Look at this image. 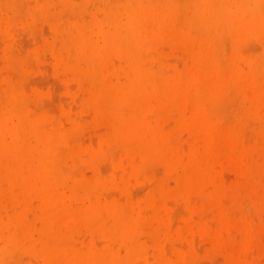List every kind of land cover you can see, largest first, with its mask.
I'll use <instances>...</instances> for the list:
<instances>
[{
	"label": "bare ground",
	"instance_id": "6f19581e",
	"mask_svg": "<svg viewBox=\"0 0 264 264\" xmlns=\"http://www.w3.org/2000/svg\"><path fill=\"white\" fill-rule=\"evenodd\" d=\"M94 1L93 4L92 0L89 3L94 5L96 2L97 4L98 0ZM100 1L97 5L100 4ZM112 1L110 0L109 4H107L108 0L107 2L101 1L105 4L96 6V11L99 13L96 14L94 10L91 17L88 16V18L90 17L88 20L84 18L85 10L82 18L80 12L83 11V8L79 3L80 6L75 11L76 18L73 17L74 15L72 16L75 20L61 28L58 26L60 22L58 25H54L56 37H60L62 53L66 51L68 54H73L74 61H68V67L73 69L78 81H82V78L87 80L85 94L88 105L95 110L97 115L101 110H106L109 113L106 120L108 132L104 133L105 135L102 133L103 137H101L102 134L99 136L100 139L98 138L96 141H99L97 146L93 143L95 146L90 147L89 145V148L71 147L62 122L50 121L49 123L45 116L30 111L27 108L29 103L27 106L22 104V100L30 95L14 79L15 75L12 73L13 71H10L11 69L9 72L14 75V78L9 77V73L8 77L0 78V264H138L139 260H150L149 255L145 256L144 252L146 251L138 249L141 244L137 243V239L140 238H136V233L138 227H141L139 222L144 220L145 213H148L147 216L150 217L151 210L148 206L152 199L136 204L132 201L131 193L125 186L128 176L130 175L131 178V175L140 169V162L137 164L135 163L137 159H132L133 161L128 163V168L123 163H117L124 170L121 169V175L118 174L121 172L114 171L118 178L113 176L114 173H106L112 175V179L104 178L101 175L102 171H100L101 173L97 171L93 177L90 175V178L79 177V171L84 167L80 162L78 163L81 165H75L77 168H71L73 172L79 169L77 171L79 176H76V173H72L69 166L67 167L63 162L85 159L91 163L94 157L97 156L100 159L101 156H105L100 160L103 161L111 152L109 151L111 144L118 143L122 146L131 144L144 159L157 157L167 161L171 168L177 166L183 159L178 162L174 157L175 152L172 149L174 148L172 144L175 142L172 141L171 134L161 129L164 123L161 122L162 125L159 126L151 120L153 114L150 113V109L153 106L159 109L167 107L169 110L174 108L170 111H176L179 107L178 111L181 107L183 111H185L184 108H190L188 115L179 114L177 116L176 125L193 130L200 128L203 131L210 110L203 101L212 100L217 89L223 87L222 84L241 74H246V76L250 74L253 81L257 77L264 79V60L247 57L248 55L243 57V54L235 52L229 56L226 64H223L225 63L224 59L220 60L221 57H217V52L221 53L224 48L222 47V39H224L222 37L226 32L231 35L233 41L231 42L237 49L241 43L243 46V41L245 42L247 38L259 37L264 42V6L261 9L264 0ZM35 2L36 6L30 9L25 4L29 3L26 0H0V19L4 36L9 37L12 26L24 24L28 18L34 20L41 16L49 18L50 20H47L51 21L50 13L45 11L50 5V0H36ZM64 2L65 6L70 7L77 3L75 0H64ZM89 3L87 6L91 5ZM261 3V8L255 7ZM28 27L31 30V24ZM22 33L25 35L24 32ZM161 40L162 42L163 40L171 42L173 45L189 43L187 48L190 45L192 53L189 60H191V64L185 62L187 65L179 71H176V68L175 71L174 69L170 70V67L168 69L163 65H159L157 68L155 64L153 66L154 62L151 63L150 60H154H149L148 52L155 50L157 47L150 50L152 45L159 44ZM170 46L172 47V44ZM181 49L186 50V47ZM13 51L14 49L6 46L3 51L6 56L4 60L8 58L11 66L15 64L23 66L24 61L18 56L15 57L17 53L14 54ZM53 51L57 50L53 49ZM222 53L228 54V52ZM111 56L117 57L123 65L115 67L117 64L113 62L115 66L113 65ZM245 66L247 71L243 68ZM1 72L3 73V71ZM113 75H117V78L122 76L123 79L114 80L116 77H112ZM72 78L74 79L73 76ZM202 95H205L206 98L202 99ZM85 107L89 109L86 105ZM154 108L153 113L155 112ZM91 112L92 115L94 111ZM175 113L177 115V111ZM149 114H152V118L149 117ZM99 115L101 116V113ZM208 117L210 118V116ZM158 118L157 120H159ZM214 129L216 130V128ZM134 148L127 149L128 151L126 150L125 153L130 151L129 154H133ZM139 154L133 156H139ZM198 156L192 155L193 162L191 165H187L189 174L183 177V182L190 183L199 180L195 183L200 184L201 178L205 177L202 162ZM97 157L95 161L99 162ZM234 157L236 158V156ZM118 169L120 170V168ZM101 170L104 171L105 168ZM108 183L123 188L127 193L125 202H121L119 197H117L118 199L113 197V194L110 196L108 192H105L108 194L103 193L106 191L104 188ZM31 194L38 198L40 208L42 207L39 217L43 225L40 222L42 226L39 232H35V226L28 219L30 216L28 205L31 204L27 205V198ZM34 201L37 202V200ZM146 208L148 212H146ZM35 210H38L37 207ZM67 218L84 223L92 236L102 234L101 236L105 238H103V242L108 241V244L100 247L96 238L97 243L90 239V241L87 240L89 242H85V245H80L81 247L77 246L75 239L68 245H63V242L67 240L63 239L62 227L66 224ZM68 222H72V220ZM153 225L156 226V222ZM143 226L142 230L145 229ZM159 228L162 229V225ZM150 229L153 232L154 229ZM68 230L66 231L68 232ZM159 232L162 233V231ZM117 238L122 240L126 249L123 247L122 249L120 247L122 245H117L121 243L117 242ZM100 239L102 240V237ZM115 239H117L115 244L113 242L112 244L117 248L111 244V241ZM163 248L156 249L155 264H172L171 260H167L164 256ZM23 251L34 257L35 261L31 259L30 262H23L22 259L25 257H20ZM146 253L148 254V252ZM29 254L26 258L28 256L31 258ZM12 256H15L14 259L8 260ZM154 256L153 258H155ZM145 261L142 263H148ZM151 263L153 264V262Z\"/></svg>",
	"mask_w": 264,
	"mask_h": 264
},
{
	"label": "rangeland",
	"instance_id": "374dc122",
	"mask_svg": "<svg viewBox=\"0 0 264 264\" xmlns=\"http://www.w3.org/2000/svg\"><path fill=\"white\" fill-rule=\"evenodd\" d=\"M35 1L36 0H26V2L29 3L25 4L28 8L32 9L36 6ZM75 1L77 3L73 7H70L65 6L64 0H50V7L48 6L45 11L50 13L52 18L51 21L47 20L49 18L41 16L34 20L28 18L26 23L12 26L9 37L3 35L4 32L2 31L0 19V70L3 71V73L0 71V78L8 77V73L9 77L15 75V78H13L18 81L30 95L22 100L23 105L27 106L29 103V107L27 108L30 111L45 116L49 123L50 121L62 122L65 126L68 142L71 147L78 146L81 148H89V145L92 147L99 143V141H96L98 138L100 139L99 136L102 133L106 134L108 132L106 120L109 113L106 110H101L98 111L97 115L95 110L88 105L85 94L88 85L87 80L82 78L83 82L78 81L73 69L68 67L67 62L71 60L74 61L73 54H68L66 51L62 53L60 49V37H56L54 25H58L60 22L58 26L61 28L68 25L70 21L75 20L77 16L75 15V11H77L80 4H82L81 7L83 8L80 14L83 18L85 10L86 14L84 18L88 20L92 12H94V10L96 11L99 5L103 6L107 0H105V2H101L103 0H98L100 1L99 5H97L98 1L96 4L95 0V6L92 5L93 0L91 2L92 4L89 3L91 0ZM57 3H59L58 6ZM88 3L91 5L87 6ZM109 3H111L110 0H108L107 4ZM262 3L258 4L260 6L255 5V7L261 8L262 5L261 9H263L264 2ZM98 13L96 11V14ZM100 15H102V13H100ZM70 16L75 18L72 17V19ZM88 16L90 17L88 18ZM30 24L32 26L31 30L30 27H28ZM20 30L22 31L20 32ZM25 30H28V32H25ZM22 32H24L25 35H23ZM230 36L231 35L227 32L223 34L222 38L224 39H222V42L224 45L222 43V47L224 48H222L221 53L217 52V57H221L220 60L224 59L223 61L225 63L223 64H226L229 56L235 52L241 55L243 54V57L248 55L247 57H255L262 61L264 60V42L261 38H247L245 42L243 41V46L241 43L237 49V47L233 46L232 37ZM20 39L22 40L20 41ZM54 43L57 44L55 45ZM170 44H172V47ZM185 44L178 43L174 44V46L171 42H167L166 40L162 42L161 40L159 44L152 45L150 50H152L153 47H157L155 50L150 51L148 49V51H150L148 52V58L149 60H154H150V62H154L153 66L155 64L156 68L159 65H163L168 69L170 67V70L174 69L175 71V68L176 71H179V69L183 70L187 64H191V60L189 59L192 53L189 47L190 45L187 48L189 43ZM6 46L14 49V54H19H16L15 57L18 56L24 61L23 66H17L16 64L11 66L9 65L8 58L4 60L6 56L3 51ZM183 47H186V50H182L181 48ZM53 49L57 51L54 52ZM159 49L162 51L160 52ZM182 51L185 55L182 54ZM222 52H228V54L225 53V55ZM179 55L182 60L184 59V62L180 59ZM111 57H113L111 58L112 63L114 62L117 64L115 66L113 63L115 67L123 65L117 57ZM25 62L27 63L25 64ZM185 62H187V64ZM241 65L243 66V64ZM243 68L247 71L246 66ZM9 69H11V72L13 71L12 73L14 75L9 72ZM72 73L74 75H71ZM245 76L246 74H241L240 76L230 78L225 84H222V88L217 89V93L212 100H208V102L207 100L203 101L210 109L207 114L210 118L207 116L205 120V129L203 131H201L200 128L198 130H193L192 128L178 127L176 125L177 123L175 120L179 114H189L188 110L190 111V108L188 107V109L184 108L187 113L183 111L182 107V110L180 109L179 111L178 109L180 107L177 109L175 108L177 115L175 113L176 111H170L174 108H170L169 110L167 107L159 109L153 106L152 109H150V113L153 114H151L153 118L149 114V117L152 118L151 120L155 121L159 126L162 125L161 122L164 123L161 129L171 134L172 141L175 142V144L173 143L174 146L172 144V147H174L172 149L175 152L174 157L178 162L183 159L180 162L181 164L179 163L177 166L171 168L167 161L157 157L144 159L137 153L131 144L122 146L118 143L111 144L109 151L115 152H112V155H110L111 152H108L110 156L107 155L108 157L103 160L104 162L100 160L105 156H101L100 159L96 156L99 162L95 161L96 157H94L91 163H88L85 159H77L78 161L68 160L66 163L63 162L67 167L69 166L70 171L75 165L78 166L82 164L81 166H84L83 168L79 167L82 169V172L79 171L80 176L77 174L79 169L77 171H75V169V172H73L72 169L71 172L74 174L76 173V176L90 178V175L93 177L97 171L99 173L102 171L103 174L101 175L107 179H112V175L110 176L108 174L114 173L113 176L116 178L118 177L115 172H121L118 173L119 175L122 174L124 169L117 163H123L124 166L128 168L129 162L136 159L137 161L135 163L140 162V169L138 172L131 175V178L130 175L128 176V182L125 185L129 193H133L132 195L130 194V196L134 203L140 204V202L142 203L145 200L152 199L150 206H148L151 210H149L150 217L147 216L148 213H145L144 220L139 222V226L141 227L144 224L150 227L146 228V226H143V228L145 227L144 230L138 227L136 233V238H140L137 239V243L139 242L142 245L138 244L140 248L142 247L138 249L148 252V254L146 252L144 253L146 257L149 255L148 258L150 260H144L148 263H142L144 262L143 259L142 261L138 259L140 261L137 262L138 264H152L151 262L155 264L157 257L156 249L160 247H164L163 249L166 253H164V256L167 260H171L172 264H264V79H262V77H257L255 81H253L250 74ZM112 77H116L114 80L118 78L123 79L122 76L117 78V75H113ZM79 82L82 84H80L81 86ZM201 97L202 99L206 98L205 95ZM83 98L84 100H82ZM85 105L89 107V109L86 108ZM153 108L155 111L154 113L152 111ZM87 110H90V112L92 111L91 113L94 111L95 114L93 113L91 115ZM100 113L101 116L99 115ZM157 118L159 120H157ZM214 128H216V130ZM103 134L101 137L105 135ZM93 143H95V145ZM120 146L125 148H121ZM132 148H134V152L131 151L133 154H129L130 151L125 153L127 149L131 150ZM138 154L139 156H133ZM193 154L197 156L199 154L198 157L202 162L205 173V177L203 176V178H201L200 184L195 183V181L199 180L191 181L190 183L183 182V177L189 174L187 173L189 172L187 165L192 164ZM234 156H236V158ZM141 158L144 159V161H141ZM65 165L64 167H66ZM77 166L75 168H77ZM86 166L90 167L87 168ZM103 168H105L104 171L101 170ZM118 168H120V170ZM104 190L106 191L103 193L108 192L110 196L113 194V197H119L121 202H125L127 199V193H125L122 187L108 183ZM36 198L37 197L33 194L27 198V205L31 204L28 205V212L30 213L28 219L32 222V225L35 226V232H39L43 225L39 217L42 207L40 208V201ZM34 200H37V202ZM36 207L38 210H35ZM147 210L146 208V212H148ZM71 220L72 222H68ZM154 220L156 226L153 225L155 223ZM161 225L162 229H160L161 227L159 228ZM69 228H71V230H68ZM150 228L154 229L153 232ZM62 230L64 232L63 239L69 240V242H63V245H68L74 239L79 247L85 245V242H89L90 239L93 241L95 240L94 242L98 239L97 242L100 247L108 244V241L103 242L104 237L101 236L102 234L100 235L95 232L102 237V240L100 236H95V234L92 236L84 223L75 221L72 218H67L66 224L62 227ZM66 230H68V232ZM159 231H162V233ZM117 239L111 241V244L112 242H116ZM82 240L84 241L82 242ZM118 240L117 242L121 243L116 244L119 246L122 245L120 247L126 249L124 246L125 244H122V240ZM78 241L80 243H77ZM112 246L117 248L116 245L112 244ZM27 254L29 253L23 251L20 255L22 258L25 257L22 259L25 263L34 259L30 254L31 258H29V256V259L26 258ZM124 254L125 252L123 255ZM153 256L155 258H153ZM14 257L15 256H12V258L8 260L12 261Z\"/></svg>",
	"mask_w": 264,
	"mask_h": 264
}]
</instances>
